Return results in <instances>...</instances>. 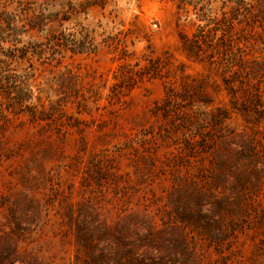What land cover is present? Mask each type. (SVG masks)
I'll return each instance as SVG.
<instances>
[{
	"label": "rangeland",
	"instance_id": "obj_1",
	"mask_svg": "<svg viewBox=\"0 0 264 264\" xmlns=\"http://www.w3.org/2000/svg\"><path fill=\"white\" fill-rule=\"evenodd\" d=\"M2 11L0 264H264V0Z\"/></svg>",
	"mask_w": 264,
	"mask_h": 264
},
{
	"label": "trees",
	"instance_id": "obj_2",
	"mask_svg": "<svg viewBox=\"0 0 264 264\" xmlns=\"http://www.w3.org/2000/svg\"><path fill=\"white\" fill-rule=\"evenodd\" d=\"M10 18L9 16V13H7L6 11H2L0 13V65L1 64H4L5 62L1 59L2 56H6V50H9V49H6L3 47L4 44L6 43H10V42H13L15 43L16 42V38H14L13 40H9V36H7L8 34L6 33V27H4V25L2 24L5 23L6 26L9 28V24H11L10 22H8V19ZM41 15L39 16H34V19H30V21L28 22V26L30 27V29H37V31H40L42 28L43 25V21H41ZM41 23V24H40ZM41 26H40V25ZM10 31L13 32V34L11 35H15L18 33L17 31V28L12 26V28L10 29ZM22 53H25L24 51L27 50V48L24 46L23 48L20 49ZM1 81H2V77L0 76V88H2V85H1Z\"/></svg>",
	"mask_w": 264,
	"mask_h": 264
}]
</instances>
